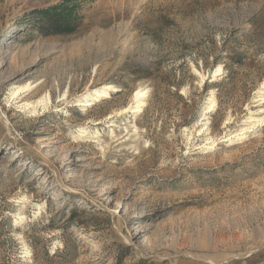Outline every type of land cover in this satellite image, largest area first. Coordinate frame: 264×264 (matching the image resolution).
<instances>
[{"label":"rangeland","instance_id":"374dc122","mask_svg":"<svg viewBox=\"0 0 264 264\" xmlns=\"http://www.w3.org/2000/svg\"><path fill=\"white\" fill-rule=\"evenodd\" d=\"M263 82L264 0H0V264H264Z\"/></svg>","mask_w":264,"mask_h":264},{"label":"bare ground","instance_id":"6f19581e","mask_svg":"<svg viewBox=\"0 0 264 264\" xmlns=\"http://www.w3.org/2000/svg\"><path fill=\"white\" fill-rule=\"evenodd\" d=\"M264 83V82H263ZM62 85H63V81H60L58 84H57V86H53L51 89H50V91L49 92H52V93H54V91L56 92V91H59L60 90V88H62ZM19 88V87H18ZM23 88H26L27 90L29 89L30 91H33L34 89H35V87L33 86H31V84L30 83H28V84H26V85H24V87H20V91H21V89L23 90ZM32 88H34V89H32ZM40 88V87H39ZM113 88V86H111V85H106V84H104V85H102L101 87H98V88H96L95 90H94V92L91 94V95H87V96H85V97H83V99H80V100H77V104L76 105H78V106H81V107H87V106H92V105H95V103L96 102H98L99 101V103H101L104 99H106L107 97H109V95H110V90ZM113 89H115V88H113ZM18 90V89H17ZM39 90V89H38ZM114 91V90H113ZM15 92H17L16 90L15 91H13L12 92V94H14ZM37 92V91H36ZM48 92V94L47 95H41V96H39L38 97V99H37V101H35V104H33L32 103V106L31 107H33V111H35L36 110V106L39 104L40 106H41V108H43V109H45L47 106H48V104L50 103V102H52V97L50 96V93ZM67 92V91H66ZM66 92H65V94H66ZM18 93V92H17ZM16 93V94H17ZM31 93V92H30ZM51 93V94H52ZM15 95V94H14ZM145 96H146V91L145 90H142V89H138V90H135L134 91V93H133V95H132V104H130V106L129 107H125V108H123L122 110V112H125V111H127V110H130L131 112H136V111H138V110H140V108H142V106L145 104ZM258 97V96H257ZM259 97H261V96H259ZM211 98V104L209 105V107H207V108H209V109H211L214 105H215V98L213 99V97H210ZM255 99H256V97H255ZM262 99V98H261ZM261 102V101H260ZM27 103H29V101H27ZM25 101L24 102H22L21 103V106L22 105H30V103L29 104H27ZM259 103V102H258ZM48 108V107H47ZM32 111V112H33ZM121 111V110H120ZM128 112V111H127ZM254 113V112H253ZM249 115V114H248ZM251 115V114H250ZM254 116V115H253ZM255 118H253L252 116H249L247 119H246V121L248 120L250 123L251 122H255V121H258V119L257 120H255V121H253ZM246 123H248V122H246ZM256 123V122H255ZM255 123H251L252 125L254 124L255 125ZM247 126H249V124L247 125ZM246 128V127H245ZM242 129H244V128H240V132L242 133ZM247 129V128H246ZM246 129H244V130H246ZM238 131V130H237ZM82 133H84L85 132V130H82L81 131ZM83 135V134H82ZM81 136V135H80Z\"/></svg>","mask_w":264,"mask_h":264}]
</instances>
